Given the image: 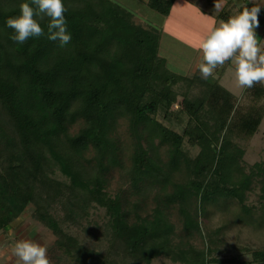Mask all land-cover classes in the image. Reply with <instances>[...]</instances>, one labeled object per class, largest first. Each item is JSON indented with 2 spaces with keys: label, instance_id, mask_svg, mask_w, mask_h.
Returning <instances> with one entry per match:
<instances>
[{
  "label": "trees",
  "instance_id": "16d2710c",
  "mask_svg": "<svg viewBox=\"0 0 264 264\" xmlns=\"http://www.w3.org/2000/svg\"><path fill=\"white\" fill-rule=\"evenodd\" d=\"M175 1L146 5L168 16ZM230 6L216 17L264 26V7L245 1L233 16ZM161 35L116 0H0V230L31 208L54 236L45 264H264V248L249 260L218 255L229 222L206 247L180 243L202 235L193 203L203 215L237 202L248 222L251 193L264 207V160L247 166L238 142L264 116V84L253 74L238 98L206 73H176Z\"/></svg>",
  "mask_w": 264,
  "mask_h": 264
},
{
  "label": "rangeland",
  "instance_id": "374dc122",
  "mask_svg": "<svg viewBox=\"0 0 264 264\" xmlns=\"http://www.w3.org/2000/svg\"><path fill=\"white\" fill-rule=\"evenodd\" d=\"M116 1L123 4L122 0ZM207 1L176 0L168 16L153 11L147 5H142L139 9L135 8L136 6L126 5L132 7L128 8L134 11L139 22L148 21L162 28L159 54L165 58L167 66L172 71L184 75H190L195 71L206 73L211 81L216 79L218 83L240 98L253 74L258 75L264 84V56L260 53L264 48V26L256 29L255 26L244 25L242 20L237 21V26H232L217 18L216 14L224 7L226 1L231 2L229 13L235 16L237 7L245 1L264 7V0H215L214 3ZM250 36L253 37L251 41L245 42L244 40ZM175 88L178 92L185 90L184 84L180 83ZM183 105L182 96L179 94L173 108L177 110ZM182 117L184 123L185 116L182 115ZM172 125L176 130L181 131L182 127L175 120H172ZM120 130L128 161L131 152V137L126 132L125 124L121 125ZM238 142L244 149L243 160L247 166L264 160V116L254 135L249 140L242 139ZM195 151L196 149L191 153ZM111 175L113 192L120 188L121 182L119 171L116 168L111 171ZM126 185L123 186L121 194H125ZM256 197L253 193L249 196V201L257 205L254 208L255 216L249 222L240 218L242 214L237 202L228 201L225 205L220 202L209 206L203 215H199L198 204L193 203V209L200 218L202 235L183 236L180 243L206 247L207 240L212 237L216 227L229 222L222 231L224 244L220 245L221 252L218 255L226 258L239 256L243 260H249L252 249L264 248V207L263 204L256 202ZM30 213L31 208L26 209L21 215L22 219L35 222L36 220L31 217ZM173 220L177 225V230L180 231V221L176 210H174ZM52 237L54 239L53 234ZM150 264L181 263L171 262L160 256L153 259Z\"/></svg>",
  "mask_w": 264,
  "mask_h": 264
},
{
  "label": "crops",
  "instance_id": "0c3cea01",
  "mask_svg": "<svg viewBox=\"0 0 264 264\" xmlns=\"http://www.w3.org/2000/svg\"><path fill=\"white\" fill-rule=\"evenodd\" d=\"M146 1L122 0L121 2L125 6L129 4L139 9L142 5H146ZM21 215L0 230V264H45L41 256L43 250L53 240L52 234L39 222L23 220Z\"/></svg>",
  "mask_w": 264,
  "mask_h": 264
}]
</instances>
